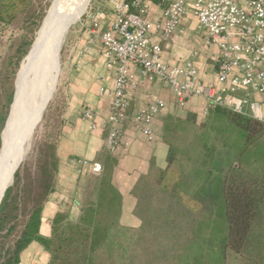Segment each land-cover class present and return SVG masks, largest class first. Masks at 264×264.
<instances>
[{
    "label": "trees",
    "instance_id": "1",
    "mask_svg": "<svg viewBox=\"0 0 264 264\" xmlns=\"http://www.w3.org/2000/svg\"><path fill=\"white\" fill-rule=\"evenodd\" d=\"M151 1L166 6L164 0ZM23 6L24 0H0V44L8 39V23ZM34 37L30 34L25 44L0 60V146L14 78ZM47 105L36 163L33 169L18 167L0 201V264H19L21 252L32 241L48 253V264H264V123L209 108L207 116L231 125L222 129L231 130L232 140L215 143L207 124L196 123L195 115L175 122L166 117V164L151 163L131 189L138 225L120 223L121 196L112 185L110 169L103 168L80 218L58 213L50 235L42 236L41 211L54 186L65 108L59 88ZM152 238L161 248L149 247ZM136 242L143 244L145 260L136 256Z\"/></svg>",
    "mask_w": 264,
    "mask_h": 264
},
{
    "label": "built area",
    "instance_id": "2",
    "mask_svg": "<svg viewBox=\"0 0 264 264\" xmlns=\"http://www.w3.org/2000/svg\"><path fill=\"white\" fill-rule=\"evenodd\" d=\"M164 1L166 6L153 15L151 0H110L114 19L104 28H100L99 10L85 15L90 35L79 61L83 63L90 46L98 41L105 68L112 74V86L108 115L99 127L90 109L82 116L90 121V129L107 131L106 143L111 151L121 144L128 146L129 141H122L125 123L147 141H154L152 123L165 107L164 100L150 96L145 107L129 112L127 94L144 84H166L179 106L192 97L203 98L204 116L209 108L218 107L264 123L261 102L249 101L251 93L264 97V0ZM189 14L205 43L216 47L210 58L217 66L218 88L201 80L193 59L170 64L162 57L170 38L185 29L183 20ZM130 65L135 66L137 75ZM99 80V94H103L106 78L100 76ZM80 164L95 174L103 169L101 164L87 160Z\"/></svg>",
    "mask_w": 264,
    "mask_h": 264
},
{
    "label": "crops",
    "instance_id": "3",
    "mask_svg": "<svg viewBox=\"0 0 264 264\" xmlns=\"http://www.w3.org/2000/svg\"><path fill=\"white\" fill-rule=\"evenodd\" d=\"M97 9L101 12L100 28H104L114 19L111 3L108 1ZM160 9L153 4V15L159 13ZM183 25V32L174 34L168 41L163 51V59L170 64L193 59L201 80L218 88L220 84L216 77L217 66L210 58L216 52V47L205 43L203 34L196 30L195 19L191 14L184 18ZM89 35V20L84 18L70 31L65 49L58 87L65 96V108L56 149L57 170L54 186L41 211L39 232L42 236L50 235L51 223L56 214H65L77 221L83 209L92 201L101 173L95 174L90 168L81 167L82 160L96 162L102 168L110 169L112 185L121 196L120 223L138 225L139 221L133 215L135 199L131 189L139 177L148 171L151 163L158 167L166 164L168 147L162 141L164 119L169 116L186 117L188 114L199 118L203 116L205 109V101L201 97H192L179 106L166 84H144L127 94L130 101L129 112L145 107L150 96L164 100L165 107L152 123L154 141H147L130 123H125L122 128V141H129L128 146L121 144L113 151L109 150L106 143L107 131L101 128L90 129V121L82 116L86 109H90L93 112V122L99 127L108 115L109 90L112 86V74L105 68L102 47L98 41L90 46L83 63L79 61ZM130 70L137 75L135 66L130 65ZM100 76L106 78L107 90L103 94H99ZM238 95L244 97L243 93ZM249 101L261 102L264 113V97L251 93ZM48 261V253L38 242L32 241L21 252L19 264H48Z\"/></svg>",
    "mask_w": 264,
    "mask_h": 264
},
{
    "label": "bare ground",
    "instance_id": "4",
    "mask_svg": "<svg viewBox=\"0 0 264 264\" xmlns=\"http://www.w3.org/2000/svg\"><path fill=\"white\" fill-rule=\"evenodd\" d=\"M88 1L52 0L35 42L18 71L4 144L0 149V196L4 185L11 182L20 157L26 156L32 143L36 128L32 135L28 137V134L38 122L55 84L58 51L66 30L84 11Z\"/></svg>",
    "mask_w": 264,
    "mask_h": 264
},
{
    "label": "rangeland",
    "instance_id": "5",
    "mask_svg": "<svg viewBox=\"0 0 264 264\" xmlns=\"http://www.w3.org/2000/svg\"><path fill=\"white\" fill-rule=\"evenodd\" d=\"M108 1L110 3V0H89L84 11H82L78 15L76 20H74V22L71 24V26L68 28V30H66L67 32L64 35L62 44L60 46V52H59L58 58H57L56 77H55L56 81L54 84V86L56 85V87H55V91H54L50 101L53 99V96L59 87L60 74H61V69H62L63 63H64L65 49H66V45L68 44V38H69L70 31L74 30V28H76V26H78V24L85 18L86 13L94 12V11L98 10L97 9L98 7L100 8V6L106 5V3H108ZM51 2H52V0H24V6L21 7V12L17 16L12 17V19L8 23L9 24L8 32L4 33L5 34L4 37L8 36V39L6 40V42H2L0 44V60H1V57H10L12 55V53L16 50V48L19 46V44H23L24 42H26L28 36L33 33L35 35V37L33 39V42L31 44L30 48L32 47L34 40L36 38V35L38 33L39 27L42 25V22L44 21V19L46 17V14L48 12V9L50 7ZM9 32H12L13 36L10 35ZM9 36L12 37V38L10 37L12 39L10 42H8ZM30 48H29V50H30ZM29 50L27 51V53L25 54V56L21 60L18 71L22 67L25 58H27V56H28L27 54H28ZM18 71L16 73V77L14 78V82H13L14 96H15V88H16V80H17ZM5 86H9V85H5ZM54 86H53V89L50 91V95H51L52 91L54 90ZM50 95L48 96V98L50 97ZM13 100H14V97H13ZM12 103H13V101H12ZM12 103H11V106H12ZM47 106H46V108H47ZM46 108L42 114V118H41L38 126L36 127L35 133L33 135L34 138L32 137L33 140L31 139L32 143H30V147L28 149L29 153H28V151L26 152L27 154H25L26 156H24V159L21 162L20 166L25 165V166H28V167L33 169V167L36 163V159L38 156V149H39V147L43 141V137H44V126L46 125V122H47L43 119V115L46 111ZM9 109L10 110L8 111V115L6 117L7 120L5 121L3 129L1 131L2 141H1L0 149L2 148V146L4 144V130L7 126L9 115L11 113V107ZM185 118L186 117L175 116V117H173V120L175 122L176 119H185ZM195 121H196V123L205 122L207 124V127L209 128V137L213 142L218 143V142H222L225 139H228V141L232 140L231 130L224 132V130L222 129L225 127L228 129L229 126H231L229 124V122H227V120L219 119V118L215 119L211 115H208V116L203 115L199 118L196 117ZM152 239H153L154 243L151 242L150 244H148L149 247L153 248V245H154L157 248H161V246H159L158 239H156V238H152ZM140 245H143V244H141V242L140 243L136 242V248H137L136 256L140 255L139 259L145 260V258H141L142 257V255H141L142 250L140 249L141 248ZM40 264H42V263L40 262Z\"/></svg>",
    "mask_w": 264,
    "mask_h": 264
},
{
    "label": "water",
    "instance_id": "6",
    "mask_svg": "<svg viewBox=\"0 0 264 264\" xmlns=\"http://www.w3.org/2000/svg\"><path fill=\"white\" fill-rule=\"evenodd\" d=\"M69 27H70V26H69ZM69 27H68V28H69ZM59 52H60V48H59L58 54H59ZM55 87H56V85L54 86V90L52 91V93H51L49 99L46 101V104L44 105L43 111L41 112V116H40L38 122H36V124H34V126L32 127V129L30 130V132H29V134H28V137H29V135H32V134H33V131H34L35 128L37 127L36 125L39 124V122H40V120H41V118H42V114H43V112H44V110H45V108H46L48 102L50 101V99H51V97H52V95H53V93H54V91H55ZM13 97H14V95H13ZM12 101H13V99H12ZM10 107H11V105H10ZM9 110H10V109H9ZM6 120H7V119H6ZM1 141H2V136H1ZM23 159H24L23 156H21L20 159H19V161H18V165H17V167H16V168L14 169V171H13L11 182H10V183H6V184L4 185V187H3V189H2V192H1L0 201H1L2 197H3V195H4L5 190L11 185V183H12V181H13V175H14L15 171L18 169V167L20 166V164H21V162L23 161Z\"/></svg>",
    "mask_w": 264,
    "mask_h": 264
}]
</instances>
